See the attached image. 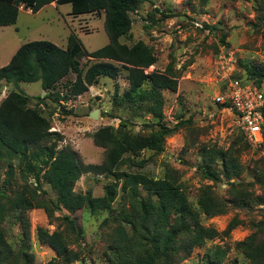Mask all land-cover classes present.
Listing matches in <instances>:
<instances>
[{"label": "rangeland", "instance_id": "obj_1", "mask_svg": "<svg viewBox=\"0 0 264 264\" xmlns=\"http://www.w3.org/2000/svg\"><path fill=\"white\" fill-rule=\"evenodd\" d=\"M70 10V4L57 8L46 6L38 13H30L21 7L16 24L0 28V68L7 64L12 50L26 42L44 40L63 48L72 34L88 53L108 43L102 12L73 16ZM130 18V35L122 37L120 42L132 46L142 41L152 49L156 62L145 72L163 73L173 63V73L178 78L177 90L162 92L163 113L169 127L180 126L166 139L162 153L141 152L137 159L143 162L142 168L124 166L122 169L143 173L153 179L176 181L194 208L197 207V193L205 186H210L216 196L226 202L230 197L228 186L224 183L213 185L204 180L198 172V165L202 149L226 150L236 137L247 143V150L240 157L243 171L237 181L250 195L264 198V189L253 176L254 172L264 174L262 144H250L231 112L213 101L219 89L215 60L223 49H232L236 53V67L241 77L246 75V67L264 65V0H206L205 3L197 0H148L139 5ZM90 61L93 60L80 59L84 70ZM126 77L127 72L121 71L114 80L100 78L84 94L70 97L62 91L55 101L53 95L39 99L46 95L39 82L19 83L17 86L3 84L0 102L11 91L27 96L29 105L50 121L49 131L62 135L58 151L70 148L81 164L99 165L104 160L105 151L95 146L92 138L99 128H116L120 121H128L127 129L133 134L148 130L146 121L149 116H135L134 109L114 104V96L119 99L128 89ZM73 80L74 76H70L63 83ZM260 86L264 90V82ZM57 91L60 93L61 89ZM94 111L98 112L96 119L90 117ZM20 162H13L11 186L6 185V164L2 163L0 169V209L3 211L0 235L11 255L19 262L25 254L33 264H66L51 249L39 243L36 232L41 228L63 235L68 248L78 259L71 264H108V244L117 226L116 219H120L119 212L129 202L128 192L121 189V183L112 212L81 209L69 213L56 208L55 193L46 184L38 189L34 179L22 170L23 165L18 166ZM111 181L105 176L83 174L75 183L74 191L101 197L105 185ZM16 193L23 194L34 204V209L26 213L29 234L24 232L18 221L19 213L9 209ZM66 217L74 222L75 232ZM263 219L264 205L257 202L241 208L227 204L223 214L212 218L201 215L202 225L215 229L220 235L207 241L203 247L194 248L188 255L179 253L172 261L164 259L159 264H206V253L219 250L226 251L221 264H248L236 245L254 233ZM230 222L235 228L225 234Z\"/></svg>", "mask_w": 264, "mask_h": 264}, {"label": "trees", "instance_id": "obj_2", "mask_svg": "<svg viewBox=\"0 0 264 264\" xmlns=\"http://www.w3.org/2000/svg\"><path fill=\"white\" fill-rule=\"evenodd\" d=\"M147 1L0 0V27L15 25L21 6L36 13L55 2L56 5L70 4L73 16L102 12L108 38L105 46L89 53L72 34L67 38L65 49L44 40L26 42L16 50L8 64L0 68V90L3 84L17 86L19 83L39 82L42 91L46 92L39 99L53 95L55 101L62 91L66 92V96L78 97L97 84L100 78L114 80L121 71H125L128 89L119 99L114 96V104L134 109L135 116L150 117L146 121V133H131L127 129L128 121H120L116 128H99L92 138L95 146L104 149V160L99 165H83L70 148L57 150L62 135L49 131L50 121L29 105L27 96L11 91L0 102V169L2 163L8 168L6 185H12L13 162L21 160L18 166L23 165L21 169L34 179L37 188L40 189L42 184L48 185L56 195V208L69 213L81 209L112 212L119 184L121 189L128 192L129 202L119 212L120 219H116L117 226L109 240L108 264H159L164 259L172 261L179 253L188 255L194 248H201L207 241L220 235L215 229L202 225L201 215L207 218L221 215L227 204L238 208L255 202L264 205V198L250 195L237 181L243 171L240 157L247 150V143L236 137L226 150L207 147L200 152V176L213 185H227L230 197L226 202H222L210 186H205L199 189L197 207L194 208L176 181L170 178L153 179L143 173L122 169L124 166L142 168L143 162L137 159L141 152L162 153L166 139L180 126L169 127L163 113L162 92L177 90L178 78L173 73V63L163 73H146V69L156 62L152 49L142 41L132 46L120 42L122 37L130 35V14ZM83 57L93 60L85 70L80 63ZM245 71L244 77L239 76L235 64L234 78L250 81L261 88L264 65L246 67ZM70 76H74V80L63 83ZM57 89H61V92ZM262 114L264 117V110ZM260 136L259 145L262 144L264 149V129ZM87 173L112 180L105 185L103 196L93 197L90 192L82 194L74 191L75 183ZM253 176L254 181L264 189V174L254 172ZM14 197V200H10L9 209L19 213L18 221L24 232L29 234L30 224L26 213L34 209V204L23 194L16 193ZM2 215L0 209V221ZM65 220L75 232L74 222L68 217ZM234 228L230 222L225 234ZM36 235L39 243L51 249L64 263L71 264L78 260L61 233L38 228ZM236 247L248 264H264V219L256 226L255 232L238 242ZM225 254L224 250L208 252L205 263L221 264ZM22 257V262L15 259L0 235V264H33L27 255L22 254Z\"/></svg>", "mask_w": 264, "mask_h": 264}, {"label": "built area", "instance_id": "obj_3", "mask_svg": "<svg viewBox=\"0 0 264 264\" xmlns=\"http://www.w3.org/2000/svg\"><path fill=\"white\" fill-rule=\"evenodd\" d=\"M236 60L232 49H223L216 57L215 74L219 89L213 101L230 111L246 140L257 145L264 129V90L250 81L234 78Z\"/></svg>", "mask_w": 264, "mask_h": 264}, {"label": "crops", "instance_id": "obj_4", "mask_svg": "<svg viewBox=\"0 0 264 264\" xmlns=\"http://www.w3.org/2000/svg\"><path fill=\"white\" fill-rule=\"evenodd\" d=\"M65 5H66V4H65ZM46 6H51V7H55V8H57L58 6H63V5H56L55 2H52L51 4L46 5ZM46 6H44V7H46ZM44 7L41 8L40 10L44 9ZM40 10H39V11H40ZM28 11L31 13V11H30L29 9H28ZM39 11H38V12H39ZM70 11H71V10H70ZM38 12H36V13H38ZM17 19H18V18H17ZM13 26H14V25H13ZM8 27H9V26H8ZM0 28H6V27H0ZM19 47H20V46H19ZM19 47H18V48H19ZM18 48H15V50H12V53L14 54ZM65 48H66V44H65V46L63 47V49H65ZM13 54H12V56H13ZM12 56H11V57H12ZM10 59H11V58H10ZM10 59H9V61H10ZM9 61H8V62H9ZM8 62H7V64H8ZM5 65H6V64H5ZM5 65H4V66H5ZM2 67H3V66H2Z\"/></svg>", "mask_w": 264, "mask_h": 264}, {"label": "water", "instance_id": "obj_5", "mask_svg": "<svg viewBox=\"0 0 264 264\" xmlns=\"http://www.w3.org/2000/svg\"><path fill=\"white\" fill-rule=\"evenodd\" d=\"M45 94V93H44ZM97 114H98V112L97 111H94V112H92L91 114H90V117L92 118V119H96L97 118Z\"/></svg>", "mask_w": 264, "mask_h": 264}]
</instances>
